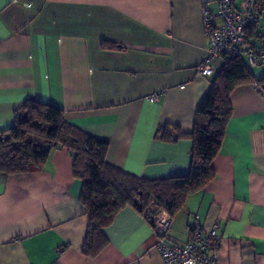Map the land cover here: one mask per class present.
<instances>
[{
	"label": "crops",
	"instance_id": "crops-1",
	"mask_svg": "<svg viewBox=\"0 0 264 264\" xmlns=\"http://www.w3.org/2000/svg\"><path fill=\"white\" fill-rule=\"evenodd\" d=\"M217 0H0V132L27 99L58 107L65 121L108 143L106 162L145 180L186 176L192 141L163 142L161 124L191 133L215 74L203 6ZM241 0H232L238 7ZM255 33L264 43V0ZM230 94L232 118L212 162L213 180L172 217L171 242L185 244L195 217L217 226L219 264H264V65ZM158 98L151 101V96ZM73 157L54 149L41 169L0 174V264H162L156 235L126 207L103 229L104 247L85 257L89 217Z\"/></svg>",
	"mask_w": 264,
	"mask_h": 264
},
{
	"label": "trees",
	"instance_id": "trees-1",
	"mask_svg": "<svg viewBox=\"0 0 264 264\" xmlns=\"http://www.w3.org/2000/svg\"><path fill=\"white\" fill-rule=\"evenodd\" d=\"M255 26L247 28L253 46L262 37L255 33ZM256 81L244 60L229 58L196 108L191 133L171 124L157 128L155 137L163 142L191 139L190 169L186 176L145 180L124 172L106 162L107 142L68 124L62 109L32 99H27L13 113L12 126L0 132V174L39 170L54 149L70 153L73 176L81 182L79 200L89 217L81 252L85 257H95L105 244L103 229L112 224L122 209H135L154 229L158 209L173 217L188 196L203 190L213 180L212 162L221 150L232 118L230 94L236 87ZM135 200H139L140 209Z\"/></svg>",
	"mask_w": 264,
	"mask_h": 264
},
{
	"label": "built area",
	"instance_id": "built-area-1",
	"mask_svg": "<svg viewBox=\"0 0 264 264\" xmlns=\"http://www.w3.org/2000/svg\"><path fill=\"white\" fill-rule=\"evenodd\" d=\"M259 0H241L234 7L232 0H217L215 11L203 6V29L207 39V55L197 67V73L203 77L215 74L214 62L222 59L240 58L248 68L264 65V43L252 45L247 34L250 25H257L256 5ZM151 96L150 100H157ZM172 226V217L164 209H158L154 220L156 250L162 264H219L221 239L217 226L205 231L203 224L195 217L189 240L185 244L170 241L168 232Z\"/></svg>",
	"mask_w": 264,
	"mask_h": 264
},
{
	"label": "water",
	"instance_id": "water-1",
	"mask_svg": "<svg viewBox=\"0 0 264 264\" xmlns=\"http://www.w3.org/2000/svg\"><path fill=\"white\" fill-rule=\"evenodd\" d=\"M140 194V193H139ZM134 204L137 205V208L140 209L141 208V205L139 204V200H135L134 201Z\"/></svg>",
	"mask_w": 264,
	"mask_h": 264
}]
</instances>
